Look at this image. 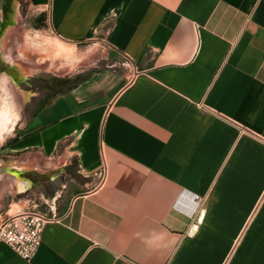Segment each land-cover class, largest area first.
Returning a JSON list of instances; mask_svg holds the SVG:
<instances>
[{"label":"crops","instance_id":"obj_1","mask_svg":"<svg viewBox=\"0 0 264 264\" xmlns=\"http://www.w3.org/2000/svg\"><path fill=\"white\" fill-rule=\"evenodd\" d=\"M24 2L107 69L7 142L56 219L0 264H264V0Z\"/></svg>","mask_w":264,"mask_h":264},{"label":"rangeland","instance_id":"obj_2","mask_svg":"<svg viewBox=\"0 0 264 264\" xmlns=\"http://www.w3.org/2000/svg\"><path fill=\"white\" fill-rule=\"evenodd\" d=\"M32 20L24 0H0V112L11 107L12 97L6 96L5 88L17 95L0 141V168L5 170L4 173L15 166L7 163L9 159L4 150L7 142L14 135L31 129L30 121L48 97L54 98L64 90H70L82 78L89 77L93 70L107 69L103 46L95 47V41L76 49L64 46L53 35L32 28ZM15 67L20 71L19 81L11 75L10 70ZM21 81L33 86L25 87ZM24 172L22 169L20 174ZM20 178L33 182L40 180L39 175L30 174ZM85 180L81 178L82 184ZM16 187L18 185L8 175L0 178V221L5 213L11 215L32 209L43 212L46 204L39 185L26 190Z\"/></svg>","mask_w":264,"mask_h":264},{"label":"built area","instance_id":"obj_3","mask_svg":"<svg viewBox=\"0 0 264 264\" xmlns=\"http://www.w3.org/2000/svg\"><path fill=\"white\" fill-rule=\"evenodd\" d=\"M55 219V215L36 209L8 214L0 221V242L23 259L31 260L41 246L45 226Z\"/></svg>","mask_w":264,"mask_h":264},{"label":"bare ground","instance_id":"obj_4","mask_svg":"<svg viewBox=\"0 0 264 264\" xmlns=\"http://www.w3.org/2000/svg\"><path fill=\"white\" fill-rule=\"evenodd\" d=\"M14 69V73H15V77L17 78V79H19V72L20 71H18V69H16V67L15 68H13ZM11 74H12V72H11ZM5 94H6V96H9V97H12V101H11V103H10V105H11V107L10 106H8V107H10V108H8L7 107V105H6V107H7V111H5V110H3L2 109V111L0 112V141H1V138H2V135L5 133V131H6V129H7V125H8V123H9V121H10V117L12 116V109L14 108V106H15V104H16V102H17V95L15 94V93H13L12 91H9V90H7L6 88H5ZM8 103V102H7ZM5 107V106H4ZM7 169H10V168H7ZM3 170V168H0V172ZM5 171V170H4ZM20 172H21V169H20V171H14V174L13 175H15V173L17 174V175H20ZM8 173H0V176H3V175H7ZM16 176V175H15ZM26 183V181L25 180H21V179H18L17 180V182H16V186L17 185H20V187H19V190H22L23 189V184H25ZM18 187H16V189H17Z\"/></svg>","mask_w":264,"mask_h":264},{"label":"trees","instance_id":"obj_5","mask_svg":"<svg viewBox=\"0 0 264 264\" xmlns=\"http://www.w3.org/2000/svg\"><path fill=\"white\" fill-rule=\"evenodd\" d=\"M46 27V24H45V19L43 18V15H39L38 17H36V18H34L33 20H32V28H34V29H36V30H42V29H44ZM88 79V77L87 78H82L81 79V82H84V81H86ZM80 82V83H81ZM79 84V83H78ZM78 84H75L72 88H74V87H76V86H78ZM17 139H14L13 140V142L14 141H16Z\"/></svg>","mask_w":264,"mask_h":264},{"label":"flooded vegetation","instance_id":"obj_6","mask_svg":"<svg viewBox=\"0 0 264 264\" xmlns=\"http://www.w3.org/2000/svg\"><path fill=\"white\" fill-rule=\"evenodd\" d=\"M11 72H12V74L11 75H13V77H15L16 75H15V73L13 72L14 71V69L13 68H11V70H10ZM15 75V76H14ZM12 77V76H11ZM15 79L17 80V81H19L16 77H15ZM27 81H31V80H29V79H27ZM21 84L22 85H24L25 87H32L33 85H30L29 83H27L26 81H21ZM7 145V144H6ZM21 175L22 176H24L25 175V173H21Z\"/></svg>","mask_w":264,"mask_h":264},{"label":"water","instance_id":"obj_7","mask_svg":"<svg viewBox=\"0 0 264 264\" xmlns=\"http://www.w3.org/2000/svg\"><path fill=\"white\" fill-rule=\"evenodd\" d=\"M14 182H17V180H18V178H17V176H15V175H12V174H10V173H8L7 174ZM2 177L3 176H0V178L2 179Z\"/></svg>","mask_w":264,"mask_h":264}]
</instances>
